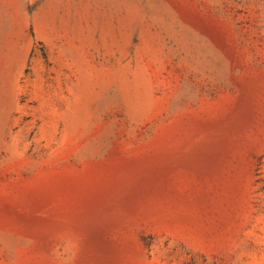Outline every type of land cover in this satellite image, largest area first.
<instances>
[{
    "label": "rangeland",
    "instance_id": "obj_1",
    "mask_svg": "<svg viewBox=\"0 0 264 264\" xmlns=\"http://www.w3.org/2000/svg\"><path fill=\"white\" fill-rule=\"evenodd\" d=\"M0 264H264V0H0Z\"/></svg>",
    "mask_w": 264,
    "mask_h": 264
}]
</instances>
